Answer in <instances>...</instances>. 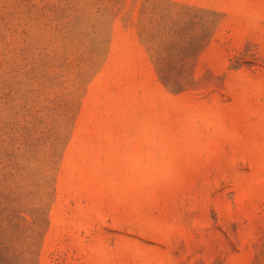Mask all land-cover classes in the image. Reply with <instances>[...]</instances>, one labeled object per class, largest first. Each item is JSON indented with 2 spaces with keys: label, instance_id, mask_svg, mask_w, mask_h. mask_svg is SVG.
<instances>
[{
  "label": "rangeland",
  "instance_id": "374dc122",
  "mask_svg": "<svg viewBox=\"0 0 264 264\" xmlns=\"http://www.w3.org/2000/svg\"><path fill=\"white\" fill-rule=\"evenodd\" d=\"M0 264H264V0H0Z\"/></svg>",
  "mask_w": 264,
  "mask_h": 264
}]
</instances>
